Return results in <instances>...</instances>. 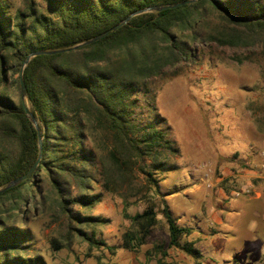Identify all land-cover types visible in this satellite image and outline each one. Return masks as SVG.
I'll return each mask as SVG.
<instances>
[{
    "label": "trees",
    "instance_id": "1",
    "mask_svg": "<svg viewBox=\"0 0 264 264\" xmlns=\"http://www.w3.org/2000/svg\"><path fill=\"white\" fill-rule=\"evenodd\" d=\"M183 1L47 0L43 10L33 0H24L23 8L11 14L0 0V189L24 176L38 158V135L25 115L19 71L29 54L50 53L31 58L22 73L25 104L37 121L42 154L29 178L0 193V264H44L40 255L28 252L30 233L9 223L23 212L21 205L29 204L33 193L45 186L57 196L68 230L105 245L71 226L98 219L80 216L71 208H91L99 202V194L83 193L90 190L88 184L98 170L96 160L105 175L108 170L125 173L133 164L147 185L159 191L155 174L169 170L159 160V152L176 150L158 128L163 119L154 115L152 120H139L140 99L150 111L156 110L153 80L188 60L196 42L213 41L236 51L264 50V0H197L172 10L134 15L92 44L59 52L108 31L134 12ZM208 12L216 13L221 22L202 37L200 21ZM185 32L190 33L189 39L183 37ZM97 131L106 140V153L100 157L90 141ZM160 203L169 247L199 258L194 243L182 241L192 234V227L179 225L166 200ZM155 208L149 203L142 212L127 217L133 231L123 235L125 249L134 251L146 243L157 224Z\"/></svg>",
    "mask_w": 264,
    "mask_h": 264
},
{
    "label": "rangeland",
    "instance_id": "2",
    "mask_svg": "<svg viewBox=\"0 0 264 264\" xmlns=\"http://www.w3.org/2000/svg\"><path fill=\"white\" fill-rule=\"evenodd\" d=\"M2 1L11 14L24 5V0ZM33 1L40 9L47 7V0ZM219 22L216 13L208 12L200 21L202 37ZM189 35L185 32L183 37ZM151 90L156 110L150 111L140 99L139 120L146 122L154 115L163 119L158 128L176 150L159 152V160L169 169L155 174L159 191L147 185L133 164L125 173L108 170L105 175L96 160L98 170L88 184L90 190L83 193L99 194V202L91 208L71 209L98 221L71 226L105 245L68 230L57 196L45 186L33 193L29 204L21 205L23 212L9 223L30 233V255H40L44 264H253L257 260L264 241V173L260 170L264 50L236 51L213 41L196 42L191 44L189 59L167 68L153 80ZM90 141L98 157L106 153L100 131ZM247 187L248 193L233 196ZM70 189L77 193L75 185ZM160 199L166 200L179 225L192 227V234L182 241H192L199 258L169 247ZM149 203L156 206L157 224L145 244L127 250L123 235L133 231L127 217L142 212Z\"/></svg>",
    "mask_w": 264,
    "mask_h": 264
},
{
    "label": "water",
    "instance_id": "3",
    "mask_svg": "<svg viewBox=\"0 0 264 264\" xmlns=\"http://www.w3.org/2000/svg\"><path fill=\"white\" fill-rule=\"evenodd\" d=\"M197 0H186L180 3H176V4H168V5H160V6H154V7H149L147 9L144 10H140L137 12L132 13L131 15H129L126 19H124L123 21H121L119 24H117L116 26H114L113 28L109 29L108 31L86 41L83 43H80L78 45H75L72 48L66 49V50H62L59 52H68L71 50H77L80 47H83L85 45H89L94 43L95 41H98L106 36H108L109 34L113 33L114 31H116L118 28L122 27L123 25H125L128 20L133 17L134 15L137 14H141V13H145V12H161V11H165V10H172V9H176L185 5H191L194 4ZM41 54H50V53H46V52H33L31 54L28 55V57L25 59V61L23 62V64L21 65L20 71H19V89H20V97H21V101L23 103V108L25 111V115L27 116V118L29 119V121L31 122V124L33 125V127L35 128L37 135H38V148H39V155L38 158L36 160V162L34 163V165L31 167V169L24 175L21 176L19 178H16L12 181H10L5 187L0 189V193L5 192L6 190L15 187L17 184H19L20 182L26 180L27 178L30 177V175L33 173L34 169L36 168V166L39 163V160L41 158V154H42V150H41V138L39 136V131H38V126H37V121L35 120V118L33 117V115L31 114V112L28 110V107L25 104V99H26V93H25V87H24V83L22 80V73L24 68L26 67V65L28 64L29 60L35 56L41 55Z\"/></svg>",
    "mask_w": 264,
    "mask_h": 264
},
{
    "label": "built area",
    "instance_id": "4",
    "mask_svg": "<svg viewBox=\"0 0 264 264\" xmlns=\"http://www.w3.org/2000/svg\"><path fill=\"white\" fill-rule=\"evenodd\" d=\"M260 170L261 173H264V158L261 159L260 161ZM249 192L248 187L245 189H240L238 191H235L233 193V196L238 197L241 194H246ZM253 264H264V241L262 242L261 246H260V250H259V254H258V258L257 260H255V262Z\"/></svg>",
    "mask_w": 264,
    "mask_h": 264
}]
</instances>
